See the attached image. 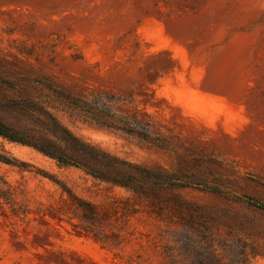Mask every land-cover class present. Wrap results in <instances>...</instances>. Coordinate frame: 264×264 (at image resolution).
Instances as JSON below:
<instances>
[{
  "label": "rangeland",
  "instance_id": "1",
  "mask_svg": "<svg viewBox=\"0 0 264 264\" xmlns=\"http://www.w3.org/2000/svg\"><path fill=\"white\" fill-rule=\"evenodd\" d=\"M35 78L102 95L98 110L105 99L149 139L58 113ZM0 100L44 106L166 180L132 193L0 138L25 164H0L16 210L0 212V264H264V210L242 200L264 205V0H0ZM1 116L31 125L27 112ZM43 174L106 216L80 220Z\"/></svg>",
  "mask_w": 264,
  "mask_h": 264
},
{
  "label": "trees",
  "instance_id": "2",
  "mask_svg": "<svg viewBox=\"0 0 264 264\" xmlns=\"http://www.w3.org/2000/svg\"><path fill=\"white\" fill-rule=\"evenodd\" d=\"M29 84L37 88L46 89L60 101L62 110H56L68 114V117H79L83 123L95 125L100 128L116 131H124L148 140V134L135 132L128 128L122 120L111 114L107 108L106 100H101V109L96 108V99L102 98L98 94L93 98L91 94L74 96L63 88H55L47 84L43 78L29 80ZM6 109H16L27 112L31 116V125L17 127L8 125L3 121L1 112ZM149 124H146L148 127ZM0 138L10 143L27 146L40 153L44 157L53 160L60 168H75L84 172L93 179L112 186L124 188L132 193L142 194L149 188L163 186L166 180L151 170L138 165L122 161L99 147L87 143L75 136L59 119L44 106L32 105L28 102L9 103L0 100ZM0 164L23 169L25 164L14 158L8 157L0 152ZM47 179L59 185L72 201L73 212L80 220L87 223H98L106 216L107 211L100 209L87 201L74 196L62 184L48 174ZM171 185V184H169ZM179 187H185L180 185ZM242 200L249 206L264 210V205L250 197H242ZM6 208V209H5ZM8 212L16 215L13 193L0 175V212Z\"/></svg>",
  "mask_w": 264,
  "mask_h": 264
}]
</instances>
